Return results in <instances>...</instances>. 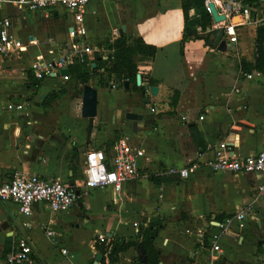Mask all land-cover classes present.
<instances>
[{
	"label": "crops",
	"instance_id": "1",
	"mask_svg": "<svg viewBox=\"0 0 264 264\" xmlns=\"http://www.w3.org/2000/svg\"><path fill=\"white\" fill-rule=\"evenodd\" d=\"M12 1L0 0V19L11 20L10 33L23 50L0 57V184L18 170L73 185L78 198L64 212H52L45 203H35L26 218L20 217L14 203L0 201V213L10 223L8 229H0V264H5L4 249H10L19 238L27 241L42 264H95L97 254L102 255L97 264H109L111 250L92 245L96 235L111 233L110 244L115 238L134 241L138 229L149 223L162 225L154 240L162 264H257L264 241V197L257 187L264 173L214 172L204 161L209 148L223 141L234 143L240 157L263 147L264 72L254 69L259 26L263 25L257 19L263 16V4L258 1L250 18L237 26V42L220 51L205 39L207 31L214 33L212 24L202 31L192 12L185 34L183 0L90 3L84 15L86 39L94 48L90 61L98 47L103 51L102 60H108L112 50L106 44L121 36L129 41L140 37L157 50L151 59L136 60L141 76L136 86H146L145 96L130 90L133 82H127V89L124 83L115 89L89 84L97 91L98 105L86 141L87 120L67 100L59 104L63 95L56 94L65 78L39 80L30 68L35 59L47 60L51 51L71 42L68 27L74 24L73 17L61 7L19 11ZM194 28L195 34L191 33ZM244 65L252 68L245 70ZM149 79L155 83L148 84ZM34 80L38 85L32 84ZM150 86L157 87L155 95L149 92ZM174 91L179 95L172 107ZM50 94L55 98L45 107L42 101ZM144 98L149 101L144 103ZM126 112L143 116L135 132ZM191 127L198 134V145ZM122 136H129L144 150L138 162L139 177L126 182L118 194L111 188L82 187L86 151L105 150ZM107 154H112V146ZM195 164L185 179L166 173L170 167ZM243 208L245 221L240 226L234 217ZM179 214L187 220L199 219L203 227L181 234L172 220ZM163 219L171 221L164 225L159 222ZM134 222L138 227H133ZM46 229L55 231L56 237L47 236ZM214 234L218 252L212 250ZM204 240L209 251L201 246ZM141 254L140 249L129 247L112 264H138Z\"/></svg>",
	"mask_w": 264,
	"mask_h": 264
},
{
	"label": "built area",
	"instance_id": "2",
	"mask_svg": "<svg viewBox=\"0 0 264 264\" xmlns=\"http://www.w3.org/2000/svg\"><path fill=\"white\" fill-rule=\"evenodd\" d=\"M96 0H13L12 6L19 11H45L51 8L61 7L74 19V24L68 27V35L71 42L61 46L57 51H51L50 57L45 60L35 59L30 68L35 78L41 80L52 77L62 68H68L75 62L89 63V57L94 53V48L87 41V29L84 24V15L90 3ZM263 4V16L257 22L264 24V0H258ZM213 2L219 15L225 19L216 23L212 17V31L223 28L224 36L231 43L237 42V26L244 23L251 16L253 6L244 0H204L205 8L210 14L208 4ZM238 18V20H236ZM11 20L0 19V57L17 55L23 50L21 42L10 33ZM112 55V51L110 57ZM109 57V58H110ZM108 59V58H107ZM68 78L67 76H62ZM116 81L110 82V88L118 87ZM199 119H203L200 115ZM208 150V149H207ZM208 157L204 165L214 172L230 173H264V144L260 151L240 157L235 152L232 142L223 141L209 148ZM144 156V150L135 146L129 136L116 139L112 146V154L109 156L103 149H90L85 153L84 178L82 187L88 190L111 188L118 194L126 182L139 177L138 162ZM196 168L170 167L167 174L177 175L181 179L187 178ZM257 192L264 197V180L258 185ZM76 187L60 180L47 181L35 174L22 171H14L11 177L0 184V201L12 202L17 206L20 217H29L32 206L43 202L52 212H64L77 200ZM245 217L244 208L236 212L235 220L240 223ZM21 221V220H20ZM24 226L29 223L22 221ZM229 223V222H228ZM138 227V223H133ZM222 227L223 225L220 224ZM49 237H56L55 231L46 229ZM202 237V234H199ZM218 237L211 238L212 250L219 251L216 243ZM105 245L110 251L112 245L106 234L100 232L96 235L92 245ZM62 254H68L66 249H61ZM5 264H42L35 256L31 246L24 238L17 239L5 256ZM257 264H264V241L260 243V256Z\"/></svg>",
	"mask_w": 264,
	"mask_h": 264
},
{
	"label": "trees",
	"instance_id": "3",
	"mask_svg": "<svg viewBox=\"0 0 264 264\" xmlns=\"http://www.w3.org/2000/svg\"><path fill=\"white\" fill-rule=\"evenodd\" d=\"M244 1L253 7L258 5V0ZM181 9L183 11L185 21V34L186 30H189L190 28L189 20L191 19V12L193 15L195 14V16L198 17L197 26L202 31H206L207 28L211 27V17L205 8L204 0H183L181 3ZM259 28L261 32L259 41L257 42L258 57H256L254 69L264 72V24L260 25ZM109 48L112 50V57L108 58V60H102V57L95 53L94 57L89 63L75 62L72 65H69L68 69L70 78L81 84H87L93 71L104 68V71L101 73V80H104L105 74H107L108 78L114 77L120 85L125 82H133L134 86L130 90L139 92L141 91L142 93L145 92V85L136 86L135 75L138 72L136 60L153 58L157 50L156 47L145 43L140 37L133 38L131 41H129L127 38H125V36H121L114 40V42L109 45ZM106 63H109L108 66ZM251 68V65H249V67L244 65L245 70H250ZM29 77L32 78L30 73ZM154 83L155 81L153 79H149L148 84L152 85ZM32 84L36 86L38 85V81L34 80ZM99 84L103 86L104 82L101 81ZM178 95L179 93L177 91L173 92L170 101V105L172 107L176 105ZM54 98L55 94L47 95L42 101L43 106L48 107ZM191 135L194 142L198 145L199 137L198 134H196L194 127H191ZM113 143L114 141L110 146H106L104 150L106 154L110 150V147L113 146ZM161 228L162 225L159 223H149L146 227L138 229L135 234V240L140 238L139 242L135 240L125 241L124 239L120 238L112 239V247L109 254V264H112L116 261L117 254L119 252L124 251L129 247L140 249L147 258V264H158L160 253L154 246V240ZM8 251L9 248H5L3 255L5 256Z\"/></svg>",
	"mask_w": 264,
	"mask_h": 264
},
{
	"label": "water",
	"instance_id": "4",
	"mask_svg": "<svg viewBox=\"0 0 264 264\" xmlns=\"http://www.w3.org/2000/svg\"><path fill=\"white\" fill-rule=\"evenodd\" d=\"M209 10H210V16L212 17L213 21L218 23L222 20L225 19L224 15H219L215 5L213 2H210L208 4ZM196 29H192L191 33H196ZM120 34H122L120 32ZM205 39L209 41V46L212 48H216L217 50L220 51H227L230 46L233 43H229V41L225 38L223 28L219 27L214 31V33H211L210 31H207L205 35ZM54 77V75H51ZM55 76H69V69L68 68H62L60 69ZM136 84L140 85V74L136 73ZM124 88H128V83H124ZM157 87L156 86H150L149 87V92L152 95H155L157 93ZM143 96H145V92L142 93ZM149 99L144 98L143 102L147 103ZM97 105H98V98H97V91L95 88H93L89 84L83 85L82 88V100H81V107H80V114L81 117L87 120V126H86V141L89 140L91 136V132L93 129V119L97 115ZM125 118L128 121H131L132 124V130L135 132L136 131V126L139 121L143 120V116L140 113H133V112H126L125 113ZM10 226L9 221L7 220V216L4 213H0V229L5 230L8 229ZM108 238L112 237V234L109 233L107 236ZM102 259L101 254H97L95 257V264L100 262ZM138 264H147V258L144 254H141L140 257L137 259ZM158 264H162L159 262Z\"/></svg>",
	"mask_w": 264,
	"mask_h": 264
},
{
	"label": "rangeland",
	"instance_id": "5",
	"mask_svg": "<svg viewBox=\"0 0 264 264\" xmlns=\"http://www.w3.org/2000/svg\"><path fill=\"white\" fill-rule=\"evenodd\" d=\"M112 42H114V41H112ZM112 42L106 44V48L110 49L109 45ZM101 52H103V51L98 47L96 54L102 55L103 53H101ZM106 64L108 66L109 63H106ZM65 81L66 82L63 84L64 87L62 86L63 88H61V90H59V92L56 94L58 97L63 95L59 104L62 102V100H67L68 101L67 104L70 107L74 108L75 111L78 112V111H80V107H81L82 88H83V85H85V84H81V83L77 82L76 80H74L70 77L65 78ZM101 81L104 82L102 87L105 86L107 88H110V82L116 81V79L114 77L108 78L107 74H105L104 80H101V72L99 70H97V71L92 72L91 78L89 79L87 84H92L93 86H97L98 83H100ZM83 171H84V167L82 166L81 172H83ZM205 218H209V217H205ZM172 220L176 221V223L174 224V227H175L174 229H177L181 234H184V235H186V233L189 230H192L194 228H202L203 227V225L199 221V219L187 220V219H185V217H182L181 214H179L177 216V218L172 219ZM168 221H171V219H163V220H160L159 222L164 224V222L166 223ZM244 221H245V219L242 222H240L241 224H238V225L241 226ZM201 246H203L204 249L207 251L210 250L207 240H204L203 243L201 244Z\"/></svg>",
	"mask_w": 264,
	"mask_h": 264
}]
</instances>
